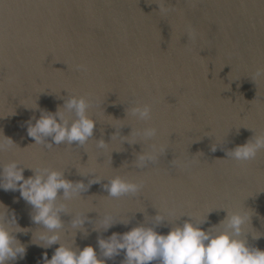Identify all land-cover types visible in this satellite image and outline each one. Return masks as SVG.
<instances>
[{
    "label": "water",
    "instance_id": "obj_1",
    "mask_svg": "<svg viewBox=\"0 0 264 264\" xmlns=\"http://www.w3.org/2000/svg\"><path fill=\"white\" fill-rule=\"evenodd\" d=\"M258 67H264V0H0V131L17 146L0 153V166L15 160L51 167L85 185L91 171L102 178L79 199L64 201L58 193L57 202L69 209L61 213V242L70 246L75 233L73 246L81 250L92 246L99 255L98 239L151 227L155 215L169 209L184 215L157 226L158 234L182 226L187 214L199 218L220 207L248 211L252 229L262 234L249 235L248 243L264 250V149L247 162L226 156L264 132V75L253 80ZM69 95L93 103L92 138L84 147L34 144L26 122L39 119L40 110L55 113ZM138 104L151 105L149 123L166 145L143 168L136 167L137 155L151 141L120 139L146 126L128 114ZM99 140L106 149L96 147ZM193 156L199 162L187 169L172 163ZM117 175L142 181V191L108 197L103 186ZM0 204L30 230L15 234L26 253L8 264H43L44 253L51 259L59 245L34 244L42 229L20 193L0 190ZM77 213L88 218L83 231L71 226ZM105 215L113 219L107 231L99 226ZM225 216L213 211L202 230ZM105 264H123V253Z\"/></svg>",
    "mask_w": 264,
    "mask_h": 264
},
{
    "label": "clouds",
    "instance_id": "obj_2",
    "mask_svg": "<svg viewBox=\"0 0 264 264\" xmlns=\"http://www.w3.org/2000/svg\"><path fill=\"white\" fill-rule=\"evenodd\" d=\"M157 5V4H156ZM159 11H167L162 5H157ZM194 30H189V38L195 40ZM78 71H86L85 66L78 65ZM264 75V67L255 70L253 80ZM93 103L84 96L69 95L62 106L55 113L40 110V117L30 118L27 124V136L34 140V144L43 145L51 149L53 144L72 145L84 147L92 138L97 121L89 115ZM38 105L35 102V108ZM138 121L143 122L144 127L133 129L128 137H121L122 142L129 144L140 141H151L148 150L137 155L136 167H145V162H155L166 150V145L158 141V129L149 123L152 120V108L149 104H138L130 109L129 113ZM35 120V123H32ZM114 133L113 138H117ZM50 138L51 142H48ZM108 146L104 140L96 142L98 149H106ZM17 147L11 138L5 137L0 131V153L10 151ZM264 149V132L256 135L254 139L244 145L235 147L226 153V156L238 162H247L255 159L257 153ZM216 146L211 147L215 152ZM183 161L175 159L172 163L176 167L185 169L198 159ZM25 169L30 170L32 175L25 178ZM93 179L85 185L82 181L73 182L64 178L61 170L51 167H24L18 161H11L0 166V190L18 191L20 197L32 208L31 221L42 229L37 236L42 248H50L59 245L48 259L47 253L43 255V264H105L106 261L120 256L123 253V264H264V250L252 247L247 237L251 235L256 240L261 233L251 227L248 211H230L226 208H214L204 213L199 218L187 214L190 219L182 226L173 225L166 235L158 234L155 228L165 221L171 223L179 219L181 215L174 209L167 210L166 214H157L153 218V226H137L123 234H112L108 239H98L99 255L92 246H85L82 250L61 242L63 222L61 213L68 214L67 204L58 203V193L62 192V200L72 201L79 199L81 193L86 192L92 184H98L101 177L94 171ZM84 175V176H87ZM108 197L119 199L126 196L139 194L144 184L134 182L119 175L109 179L103 186ZM225 210L226 216L218 225L207 230L201 226L207 222V217L215 210ZM87 217L77 213L71 220L73 229L83 231ZM121 223L126 224V220ZM100 227L107 231L113 226L111 215H105L100 221ZM29 229L18 226L14 212L9 211L0 204V264H8L9 261L23 259L26 248L16 239V233H27ZM86 234V233H85Z\"/></svg>",
    "mask_w": 264,
    "mask_h": 264
}]
</instances>
